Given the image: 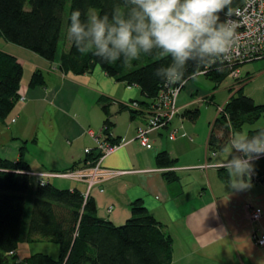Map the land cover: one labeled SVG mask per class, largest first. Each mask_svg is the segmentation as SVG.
Wrapping results in <instances>:
<instances>
[{
  "label": "crops",
  "instance_id": "obj_1",
  "mask_svg": "<svg viewBox=\"0 0 264 264\" xmlns=\"http://www.w3.org/2000/svg\"><path fill=\"white\" fill-rule=\"evenodd\" d=\"M3 52L24 66L20 94L25 101L6 121H0V157L18 161L20 148L25 146L24 159L32 173L64 174L74 163L85 160L86 150L98 148L96 139L105 140V115L99 105L100 98H105L111 103V137L120 139L115 144L118 148L102 156L95 167L81 164L75 172L83 178L56 177L50 181L59 188H78L87 195L89 179L94 177L89 196L96 202L98 216L116 226L129 221L131 205L141 201L174 240L172 264H264V247L255 242L256 237L264 235L263 179L254 170L256 176H251L250 186H231L224 167L230 155L229 142L224 150L208 156L211 128L217 117L209 124V131L201 133L196 121L182 116L185 109L197 105L195 102L219 108V90L201 100L195 99L197 92L191 96L193 101L181 100V92L180 114L167 128L152 134V149L148 150L137 140L144 116L132 119L130 112L119 111L120 105L130 106L133 101L142 100L139 88L115 81L100 68L75 76L63 72L58 62H48L23 48ZM255 64L244 68L246 75L240 72L239 84L228 87L230 98L242 90L257 104L264 103V91L260 101L251 94L264 90V60ZM26 68L30 69L27 73ZM35 71L42 72L46 85L31 89L29 80ZM260 128L264 127L256 129ZM247 132L241 135L246 136ZM217 136L221 138L222 134L218 132ZM163 151L177 160L173 167L157 166L156 156ZM97 167L98 173L120 175L94 176ZM167 172H173L178 180L168 182L164 176ZM256 209L262 211V217L254 222L251 214Z\"/></svg>",
  "mask_w": 264,
  "mask_h": 264
},
{
  "label": "trees",
  "instance_id": "obj_2",
  "mask_svg": "<svg viewBox=\"0 0 264 264\" xmlns=\"http://www.w3.org/2000/svg\"><path fill=\"white\" fill-rule=\"evenodd\" d=\"M242 1L232 0V10ZM74 10L81 12L82 20L94 15H108L111 18L115 12L126 11L123 0H0V37L48 62H58L67 74L83 76L100 68L115 81L139 88L142 100L133 101L130 106L120 105L119 111L130 112L132 119L143 115L145 123L140 128L147 125L159 94L168 86L181 87L182 92L190 81L203 75L215 84L214 90H217L233 69L244 65L231 66L219 59L208 64L189 62L184 77L187 82L167 85L156 75V70L167 66L171 58L158 50L150 55L142 53L139 59L128 64L122 59L103 63L91 52L81 54L68 32ZM224 18L222 13L221 19ZM24 73V66L17 58L0 50L2 122L23 102L20 90ZM45 85L42 72L35 71L29 80V88ZM110 104L105 98L99 100L105 115L104 142L115 145L120 143V139L111 137L114 123ZM200 115V108H188L182 114L192 121H196ZM262 118L264 103L257 104L242 90L235 93L212 124L208 156L224 150L232 136L243 134L246 126H252ZM260 129L249 130L246 136H252ZM218 132L222 134L221 138L217 136ZM25 153L26 147L22 146L18 161L0 157V253L15 262L21 243L48 241L59 246L57 258L37 253L19 264H172L174 240L141 201L131 205L130 220L116 226L98 216L96 202L82 190L62 189L50 179L33 176L30 165L24 159ZM102 156L99 148L90 150L85 160L74 163L63 173L75 172L81 164L86 163H90V168L95 167ZM176 161L167 151L156 156V164L160 168L173 167ZM253 164L254 170L264 181V158ZM164 176L170 183L178 180L173 172H167Z\"/></svg>",
  "mask_w": 264,
  "mask_h": 264
},
{
  "label": "clouds",
  "instance_id": "obj_3",
  "mask_svg": "<svg viewBox=\"0 0 264 264\" xmlns=\"http://www.w3.org/2000/svg\"><path fill=\"white\" fill-rule=\"evenodd\" d=\"M126 11L81 19L70 16L69 38L81 54L91 52L99 61L125 64L154 51L170 56L156 75L167 85L183 84L189 62L208 64L227 58L237 36L232 0H123ZM223 13L225 19H221ZM224 162L233 187L250 186L253 161L264 156V129L252 136L234 135Z\"/></svg>",
  "mask_w": 264,
  "mask_h": 264
},
{
  "label": "built area",
  "instance_id": "obj_4",
  "mask_svg": "<svg viewBox=\"0 0 264 264\" xmlns=\"http://www.w3.org/2000/svg\"><path fill=\"white\" fill-rule=\"evenodd\" d=\"M229 19L235 26L236 44L227 58L218 59L231 66L264 60V0H243L241 5L233 10ZM229 78H232L235 82L240 81L242 79L240 68L233 69ZM180 93L181 87L168 86L167 90L159 94L156 106L148 118L147 125L137 131V140L143 148L152 149V134L164 129L180 114L178 106ZM21 100L24 101L25 97H22ZM223 107L218 108V113L223 112ZM170 137L173 139L175 132ZM96 143L99 150L103 153V157L108 156L118 148V145H109L100 139H96ZM89 151L86 150V153H89ZM262 158L264 156H261L259 159ZM94 172V176L102 175L98 173L99 167ZM32 175L42 180L56 177L83 178V175H80L79 172L67 174L33 173ZM107 175L114 176L115 174H111L110 172ZM251 176L253 178L256 175L253 173ZM89 182L87 196H89L95 185L94 177H91ZM108 212L110 213V210ZM261 217L262 211L260 209H256L251 214V220L254 222L260 221ZM255 242L259 247H264V235L256 237Z\"/></svg>",
  "mask_w": 264,
  "mask_h": 264
},
{
  "label": "rangeland",
  "instance_id": "obj_5",
  "mask_svg": "<svg viewBox=\"0 0 264 264\" xmlns=\"http://www.w3.org/2000/svg\"><path fill=\"white\" fill-rule=\"evenodd\" d=\"M19 46L14 45L10 42H7L6 40H4L3 38L0 37V50H19ZM32 56V55H30ZM256 65L255 62H251V63H247L244 64L243 66L240 67V72L242 73V76L246 75V69H244L246 66H250V65ZM29 68H26V73L29 71ZM235 83V81L232 78H228L227 80H225L223 82V84H221L217 90H219V94L216 97V103H218L221 107H223L227 101L230 98V94L231 92H229L228 87L233 85ZM189 86H187L181 93V100L182 99H188L187 101H191L192 100V95L193 97L195 96L194 94L198 92L199 96L195 97L196 100H201L204 97H207L211 94H214L216 92V90H214L215 84L208 80L206 77H204L203 75L198 76L195 80H192L188 83ZM260 84L257 83V87ZM247 91H250V89H248ZM263 89H261V91L259 92V89L254 90L253 94L255 99L257 101H260V97H262V93H263ZM192 93V94H191ZM193 101V100H192ZM263 102V101H262ZM197 105L194 108H200L201 109V115L200 117L196 120L197 123V127L200 130L201 133H203L204 131L207 130V132L209 131V124L213 123V121L215 120V118L218 115L217 109L215 107V105L213 104H200L195 102ZM260 103V102H258ZM187 122H192V121H187ZM259 127H264V118H262L260 121H258L254 126H246L245 128V132H247L248 130L251 129H256ZM228 153L230 154V147L227 149ZM208 165L204 166V168H207ZM103 176H110L107 175L108 173H101ZM111 174H115L114 176H118L120 175V173L117 172H111ZM91 179V177H90ZM89 179V181H90ZM90 183V182H89ZM59 246L57 244L48 242V241H41V242H37V243H21L19 246V249L17 251V260L12 261L11 258H7L9 261V264H19V262H21L23 259L30 257L34 254L37 253H43V254H47L52 256L53 258H57L59 255Z\"/></svg>",
  "mask_w": 264,
  "mask_h": 264
},
{
  "label": "water",
  "instance_id": "obj_6",
  "mask_svg": "<svg viewBox=\"0 0 264 264\" xmlns=\"http://www.w3.org/2000/svg\"><path fill=\"white\" fill-rule=\"evenodd\" d=\"M0 264H9L8 259L2 253H0Z\"/></svg>",
  "mask_w": 264,
  "mask_h": 264
}]
</instances>
